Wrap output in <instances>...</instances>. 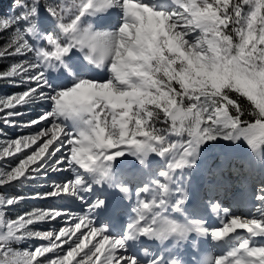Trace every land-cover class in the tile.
<instances>
[{
    "label": "snow or ice",
    "instance_id": "1",
    "mask_svg": "<svg viewBox=\"0 0 264 264\" xmlns=\"http://www.w3.org/2000/svg\"><path fill=\"white\" fill-rule=\"evenodd\" d=\"M0 37L15 61L0 81L24 86L0 97V124L36 128L0 127V264H189L201 238L218 251L196 264H264V0H13ZM63 172L31 198L82 214L9 215L28 198L12 189ZM198 173L214 179L190 207ZM107 189L131 202L119 233Z\"/></svg>",
    "mask_w": 264,
    "mask_h": 264
},
{
    "label": "rangeland",
    "instance_id": "2",
    "mask_svg": "<svg viewBox=\"0 0 264 264\" xmlns=\"http://www.w3.org/2000/svg\"><path fill=\"white\" fill-rule=\"evenodd\" d=\"M12 4H13V0H6L5 1V6L6 8V13H10L12 11ZM4 41V37H0V44H2ZM15 62L12 59H0V65L3 66L4 70H6L8 68V66ZM1 85H6V86H11L13 87V89H16L15 91H12L13 94L15 93H19L22 92L24 90V86L23 85H13L8 83L7 81H0ZM6 96H11V95H2L0 94V97H6ZM43 110H47V105L45 104H40V105H33L31 107H24L21 108L20 111L24 112V116L20 118V122L21 124L26 123L28 120L30 119H35ZM0 127H2L4 129V132L6 133V136L9 138H15L21 134H27L31 131H35L36 128H9L7 126H4L2 124H0ZM5 137H0V139H4ZM159 163L162 162L160 161V159L158 157H153V163ZM70 174L67 172H63V173H54V174H50L48 180H41L36 182L35 184L26 187V188H15L12 189L11 191L13 192H19L21 195H24L26 197H28L27 199H25L18 207L13 208L9 215L11 217H15L17 214H23L24 212H29L34 208H41V209H49V208H64L66 210H68L67 207H61L62 204H66L64 202L63 199L61 198H48V199H32V195L34 194V192L36 191H45L47 190V188L50 186V184L55 181V182H60L63 179H65L66 177H68ZM206 176L207 178H209L210 180H207V183L205 184L206 186H208V184L210 183V181H212L214 178L212 176H210L209 174L204 173L202 181H206ZM211 177V178H210ZM205 178V179H204ZM228 180L230 183L235 181V177H232L230 174L228 175ZM212 179V180H211ZM194 180V178L192 179V181ZM199 186L201 187V180L199 179ZM208 194L207 190L205 191L204 195ZM231 201H228L227 203H229V205L232 208H235L234 205L237 204V197L229 194L225 197V199L229 200L231 199ZM235 203V204H234ZM226 206V204L224 205ZM227 207V206H226ZM130 209V206H129ZM242 209V208H241ZM86 209L84 208L83 210L81 209L80 213L82 214L83 211H85ZM73 212V211H72ZM53 223V224H52ZM62 225L64 226V222H46L40 225L36 226L37 230H48V229H52V228H60L62 227ZM41 243V241H30V242H24L21 243L19 245H17V248L20 249H24L29 247L30 244H39Z\"/></svg>",
    "mask_w": 264,
    "mask_h": 264
},
{
    "label": "bare ground",
    "instance_id": "3",
    "mask_svg": "<svg viewBox=\"0 0 264 264\" xmlns=\"http://www.w3.org/2000/svg\"><path fill=\"white\" fill-rule=\"evenodd\" d=\"M110 22H111V18H101V24L103 26H107V24H109ZM101 76H104V74L101 73ZM161 163L162 162H159V163L156 164L154 162L153 166H159ZM122 167H124V168H130L131 167V158L130 157L127 158V162L124 165H122ZM203 175H204V173H198L195 176H193L194 180L192 181V187H191L192 201L190 202V207L193 204H198L200 199H201V197L205 196L204 193L208 189V186H206L205 184L207 183V180H210V179L207 178V176H206V181H202L201 178H203ZM205 175H206V173H205ZM199 179L202 181L201 182V187L198 185L199 184V181H198ZM112 190L114 192L113 195L111 194ZM107 196H108V199H109L110 208H109L108 213H106V214H108L109 217L112 219L114 228L116 227V223L119 222V226H118L117 231H114L116 233H119L121 231V227H120L121 220H124V219L128 220V218H129L128 213L130 211L129 206H130L131 202H129L128 200L124 199L123 198V194L119 193L118 190L107 189ZM225 197H226L225 195L221 194L219 199L221 200V202L224 205L226 204V206L229 207L232 211H241V212L245 211L244 209H238L237 204L234 205L235 208H232L229 205V203H227L228 201H231L232 198L227 200V199H225ZM63 200H64V202L66 204L63 203L61 207H67L68 210L73 211L76 214H81L80 213L81 209L82 210L84 209L83 207L80 206V202L79 201H73V200H70V199H63ZM205 218L213 226H218L219 225V220H218V218L215 215L208 216L207 214H205ZM58 221L64 222V220H61V219H58L55 222H58ZM203 240H204V242L207 244V246L209 248H211V247L215 248L213 246V242H211L210 239H208V240L203 239Z\"/></svg>",
    "mask_w": 264,
    "mask_h": 264
},
{
    "label": "trees",
    "instance_id": "4",
    "mask_svg": "<svg viewBox=\"0 0 264 264\" xmlns=\"http://www.w3.org/2000/svg\"><path fill=\"white\" fill-rule=\"evenodd\" d=\"M6 0H0V14H5L6 12V6H5ZM0 71H4L3 66L0 65ZM16 89H13L11 86L1 85L0 84V94L2 95H13L12 91H15ZM16 247H18L16 245Z\"/></svg>",
    "mask_w": 264,
    "mask_h": 264
}]
</instances>
